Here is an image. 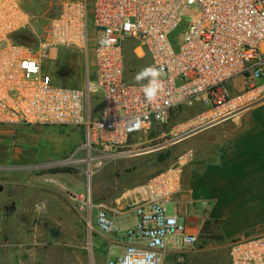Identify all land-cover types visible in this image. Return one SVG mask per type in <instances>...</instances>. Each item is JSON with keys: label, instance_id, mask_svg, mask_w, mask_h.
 Segmentation results:
<instances>
[{"label": "built area", "instance_id": "built-area-1", "mask_svg": "<svg viewBox=\"0 0 264 264\" xmlns=\"http://www.w3.org/2000/svg\"><path fill=\"white\" fill-rule=\"evenodd\" d=\"M187 6L197 7L198 14L175 37ZM50 11L52 0L40 13L31 0H0V126L70 125L83 131L77 150L84 154L46 167L84 163L81 172L89 178L108 162L163 149L264 98V0H59L46 17ZM19 31L29 32L30 45L12 40ZM63 49L85 59L74 85L63 82L53 63ZM130 56H146L148 66L161 71L165 90L156 102L146 103L141 85L125 78ZM238 77L244 79L241 89L229 92L227 83ZM198 107L206 109L171 135L160 131L152 149L137 143L140 135L168 125L181 108ZM189 158L183 154L144 183L149 197L134 204L132 226L122 228L87 193L82 205L95 228L122 244L108 264H159L163 252L197 243L165 208L180 189ZM227 255L229 264H264V225L231 240Z\"/></svg>", "mask_w": 264, "mask_h": 264}, {"label": "rangeland", "instance_id": "rangeland-1", "mask_svg": "<svg viewBox=\"0 0 264 264\" xmlns=\"http://www.w3.org/2000/svg\"><path fill=\"white\" fill-rule=\"evenodd\" d=\"M31 1L37 13L48 7V0ZM58 3L59 0H52V11L46 17L55 12ZM197 14V7H184L180 13L181 24L173 35H180ZM128 58L126 69L130 72L125 73V78L135 81V74L148 66L149 60L146 56ZM89 64L90 57L87 59L88 68ZM55 66L63 82L69 80L68 74L77 81L84 74L85 59L74 50L63 49L57 53ZM70 67L71 73H64ZM243 83L242 77L235 78L227 83V89L237 93ZM205 109L186 110L173 116L175 120L171 121L173 125L188 123ZM169 124L157 130L166 133ZM67 134L65 128L50 126H33L28 130L0 126V183L5 186V191L0 193V236L5 231L9 238L4 253L10 264H108L117 258L122 244L95 228L91 213L82 205L87 193L93 203L101 204L112 214L116 196L148 174L173 167L182 156L179 147L182 144L196 145L198 138L189 137L151 153L108 162L87 179L81 172L86 169L84 163L79 168L44 166L47 161H55L63 155L69 157L73 154L76 158L84 154L77 150ZM157 140L144 145L148 144L152 149L160 141ZM66 168L71 169V173L60 175L63 173L52 171ZM205 243L203 240L190 246L196 250L194 256L180 261L174 259L172 264H229L227 245L221 248L215 243Z\"/></svg>", "mask_w": 264, "mask_h": 264}, {"label": "crops", "instance_id": "crops-1", "mask_svg": "<svg viewBox=\"0 0 264 264\" xmlns=\"http://www.w3.org/2000/svg\"><path fill=\"white\" fill-rule=\"evenodd\" d=\"M247 111L212 122L175 142L198 137L196 145L179 147L180 156L189 153L190 158L181 169L180 189L165 204V208L169 205L166 211L175 215L189 233L197 236L195 245L204 240L205 245L215 243L224 248L231 240L253 233L264 225V100ZM180 124L183 123H171L166 129L167 134L177 132ZM33 126L38 125L23 128L28 130ZM50 127L65 128L76 147L83 142V131L79 127ZM162 134L160 131L148 134V138L140 135L137 143L157 140ZM159 173L148 174L113 199L112 216L122 228L133 225L134 204L149 197L144 183ZM194 253L196 250L190 246L167 250L161 254L159 264L190 259Z\"/></svg>", "mask_w": 264, "mask_h": 264}, {"label": "clouds", "instance_id": "clouds-1", "mask_svg": "<svg viewBox=\"0 0 264 264\" xmlns=\"http://www.w3.org/2000/svg\"><path fill=\"white\" fill-rule=\"evenodd\" d=\"M110 43H114V41H101L102 45ZM160 76L161 71L151 65L141 68L134 76L135 82L141 85L145 102L148 104L156 102L165 90V85ZM143 81H147V83H142Z\"/></svg>", "mask_w": 264, "mask_h": 264}, {"label": "trees", "instance_id": "trees-1", "mask_svg": "<svg viewBox=\"0 0 264 264\" xmlns=\"http://www.w3.org/2000/svg\"><path fill=\"white\" fill-rule=\"evenodd\" d=\"M12 40L14 42H16V43L25 44V45H30L31 42H32L31 36H30V34H28L27 31H19V32L14 33L13 36H12ZM66 70H69V71H66L64 73H66V74L67 73H71V71H70L71 70V67L68 68V69L66 68ZM66 74H65V76H66ZM67 77L69 78V80H67L66 83L67 84H70V85H74V83H75V77L73 75H69V74H68ZM191 109L195 110L197 108H181L180 110H178L176 112V114H179V113H182V112H184L186 110H191ZM172 120L174 121L175 119H172ZM173 121H171L170 124L173 123ZM52 171H54V172H57L58 171V172H62V173H71L72 170L69 169V168H66V169L52 170Z\"/></svg>", "mask_w": 264, "mask_h": 264}, {"label": "flooded vegetation", "instance_id": "flooded-vegetation-1", "mask_svg": "<svg viewBox=\"0 0 264 264\" xmlns=\"http://www.w3.org/2000/svg\"><path fill=\"white\" fill-rule=\"evenodd\" d=\"M0 184L3 186L2 190L0 191V193H1V192L5 191V186L2 183H0ZM2 233L3 234H1V236H0V264H10L7 261V259L5 257V253H4V247L9 245V244H7L9 238H8L7 233L5 231H2Z\"/></svg>", "mask_w": 264, "mask_h": 264}, {"label": "water", "instance_id": "water-1", "mask_svg": "<svg viewBox=\"0 0 264 264\" xmlns=\"http://www.w3.org/2000/svg\"><path fill=\"white\" fill-rule=\"evenodd\" d=\"M88 179V178H87ZM3 186L0 184V191L2 190Z\"/></svg>", "mask_w": 264, "mask_h": 264}, {"label": "bare ground", "instance_id": "bare-ground-1", "mask_svg": "<svg viewBox=\"0 0 264 264\" xmlns=\"http://www.w3.org/2000/svg\"><path fill=\"white\" fill-rule=\"evenodd\" d=\"M90 176V174L88 173V177Z\"/></svg>", "mask_w": 264, "mask_h": 264}]
</instances>
